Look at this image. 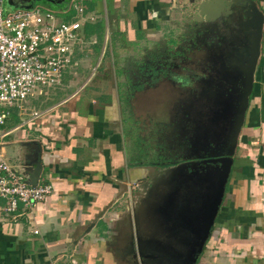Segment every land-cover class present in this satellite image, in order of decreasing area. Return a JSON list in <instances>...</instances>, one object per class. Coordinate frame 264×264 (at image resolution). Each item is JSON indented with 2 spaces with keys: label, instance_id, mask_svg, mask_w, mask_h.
<instances>
[{
  "label": "crops",
  "instance_id": "obj_1",
  "mask_svg": "<svg viewBox=\"0 0 264 264\" xmlns=\"http://www.w3.org/2000/svg\"><path fill=\"white\" fill-rule=\"evenodd\" d=\"M201 1H84L96 22L83 27L82 37L85 31L95 40L81 38L59 85L21 101L20 110L27 102L39 116L25 123L17 110L12 127L4 128L10 132L6 158L29 181L41 164L38 184L49 183L53 191L20 216L0 212V264H264V28L233 167L200 250L206 223L199 196L206 202L207 191L200 179H209V171L168 174L160 164L140 160L133 146L130 152L123 116L135 107L124 99L132 97L139 111L146 89L180 82L152 62L164 44L177 51L188 46ZM255 1L264 12V0ZM240 11L233 6L232 14ZM107 61L110 73H101ZM182 177L201 184L194 192L195 186L172 187ZM162 179H171L165 189L174 194L161 191Z\"/></svg>",
  "mask_w": 264,
  "mask_h": 264
},
{
  "label": "rangeland",
  "instance_id": "obj_2",
  "mask_svg": "<svg viewBox=\"0 0 264 264\" xmlns=\"http://www.w3.org/2000/svg\"><path fill=\"white\" fill-rule=\"evenodd\" d=\"M67 1L68 0H7V2L9 3L8 10H12L14 8L33 7V6H46V5L59 6V5H64ZM84 1L85 0H72L71 5L67 10H64V11L58 10V9H52V10L64 20H65L64 14L70 15V16L75 17V19L81 20L84 26H86L91 22L89 13H87L86 15H81L74 8L75 3L83 5ZM237 7H240V6H236V8ZM198 8H199V5H198ZM240 9L242 10V12L241 11L236 12V14H230L229 16H227L229 18H232L231 22H227L224 19L218 22H214V23L201 22V21H205V19L201 18L199 14L196 13V15L198 14L197 18L200 20L199 22L197 21L198 22L197 26L211 27L215 31V32H212L211 34L213 33L216 34V38H217L216 41L212 40V42L205 43L201 39L200 41L198 40L199 41L198 42L196 38H193V41L190 40L191 41L189 42L190 44L188 43V45L192 47H188V46L183 47L182 45H179L178 51L175 49L176 47L173 43L164 44L163 48H161V51L156 52V59L155 61L152 62V64L154 66L157 65L158 67L165 66L163 69L164 70L166 69L168 72L176 71L178 74L179 80L181 82L187 77L186 75L187 67L183 65H179L177 70L175 69L172 70L173 67H170L173 62H175L176 60H179L178 57H182L183 55L185 56L186 54L193 55V59H195L193 68L198 70L199 73H202V70H206L204 69V67H206L207 62L211 61V59H214V60L219 59L221 56H226L225 53H228L230 56H235L236 54L240 53L239 49H241V51H244L243 46H245L248 43V38H247L248 33L245 32L242 27V23L244 20V14H243L244 8L240 7ZM96 17L98 19L100 18V16L98 15H96ZM95 20L92 22L95 23L96 22ZM197 22H195V24L193 22L192 25H196ZM225 25H228V26L225 28ZM197 26H194V27H197ZM87 28H89V25ZM197 28H200V27H197ZM93 31L92 33L94 34ZM96 34L95 35L98 36V33ZM196 34H197V31L195 30V35ZM93 37L94 35L90 36L87 33L85 35V31H84V37H82V41L85 42V40H91L93 39ZM169 37L172 38L173 36L169 35ZM173 38H176V37L174 36ZM180 42L182 43V41ZM183 42L186 44V40ZM150 55H151V52L147 51L144 57V63L148 61ZM108 61L107 63L109 64H106V66L104 67V70L101 73H104V72L110 73V62ZM183 61L187 65V62L191 60L184 59ZM103 62L104 60L102 61V63ZM230 64H231V61L229 59H223L222 65L221 66L216 65L215 68L222 70L224 68H229ZM93 73H95V71ZM212 79L213 80L215 79L217 81L229 80V78L224 76V74L219 75V76L216 75ZM140 82L141 81H139V83ZM180 82H179V86L176 85L173 88H169L170 86H164L165 88H163V90L160 89L157 92L149 88L146 89L147 91L143 95L144 104H143V107L139 109V111H138V108H136L138 106L134 104L132 97H127L124 99L125 105L131 106L132 105L131 103H133L135 107V108L130 109L131 113L129 111L124 112V116H123L125 129L128 135L129 134L131 135L130 152L131 153L133 152V149H132V146H133L135 151L137 152L136 156L142 161L147 160V161H152V162H163L166 159L168 160L176 159L177 160L179 158L180 159L178 161H182L184 159L182 157L186 158V157H193L195 155L199 156L198 154H200V152H204V149L199 150L201 147L199 148L198 144H196L197 145V148H196L195 144L188 143L189 138L182 139V136H180V132H178V129L182 125V123L179 122V123L173 124L172 122H170L173 118L172 107H173V103L175 102V97H179V99H181V98H184L187 94V91H185V86L180 84ZM140 85H143V84H140ZM152 86H154V84ZM222 89L224 90L223 92L225 93L226 95L225 97L228 100L229 94L225 92L228 89V85L223 84ZM37 92L38 90H35L33 95H35ZM214 95L215 94L213 93V91L212 93L209 92V96L215 98L217 95L215 96ZM31 97L32 96H29L28 99H30ZM219 97L220 96H218L217 98ZM202 98H203L202 96H199V98L195 99L194 109H191L192 113L190 114V120H189V123L191 124V128H192L191 131L195 136L196 133H201V132L204 133V129L207 126L210 129V134H209V136H211L210 138L219 140V136H218L219 128H216V125L214 124L216 121L215 118H217L218 115L216 117V113L214 110H211V111L206 110V107L202 109L201 107ZM28 99L26 101H28ZM220 102L213 100L210 104L211 108L215 107L216 109L219 107L221 111L224 108L226 109V111L232 109V106L229 104L230 102H226L227 106L225 102H221V103ZM20 103L21 102H16L14 106L10 109L12 113L7 122V126H6L7 128L12 127L13 123L11 119L17 110H19L20 112H23V114L21 115L23 117L22 118L23 120H25L26 118L29 119L32 116L33 110L28 111L29 109H27L25 105L27 102L23 103L24 104L23 110H20L18 108L21 105ZM221 104H225V105L222 106ZM221 115H222V112H221ZM220 119H221V116H220ZM133 139L135 140V142L132 143V141H134ZM5 142H7V139ZM11 147L12 146H9L8 149L10 150ZM133 156L134 155L132 154V157ZM188 159L193 160L195 158H192V159L188 158ZM184 163L182 164L181 163L179 164L163 163L162 168L167 170L165 172H167L168 174H169L168 171L173 172L176 168H177L176 171H179L178 166L180 164H181L180 169H183V170L190 169L188 167L189 166L188 163L190 162L187 161V163L186 162ZM211 168L213 167L211 166ZM168 174L166 175L168 176ZM162 180L163 181L161 182L162 184L161 191L162 192L164 191V194H166L169 191V189L166 190L165 188H168V187L170 188L171 179H166V180L162 179ZM191 180L192 178H183V177L182 179L175 178L176 182L172 184V187L182 186V189H183L185 185L190 186V187L195 186L194 188L192 187L193 192H194V189L198 187L201 183H199V181L192 182ZM200 180L201 182L205 184L208 181V179L206 178H201ZM170 191H172L174 194L173 189ZM172 192L170 194L171 197L173 195Z\"/></svg>",
  "mask_w": 264,
  "mask_h": 264
},
{
  "label": "built area",
  "instance_id": "obj_3",
  "mask_svg": "<svg viewBox=\"0 0 264 264\" xmlns=\"http://www.w3.org/2000/svg\"><path fill=\"white\" fill-rule=\"evenodd\" d=\"M0 0V212L17 217L45 201L53 191L49 183L33 185L6 158L3 147L10 134L3 125L16 102L35 90L59 85L70 67L84 24L79 19L64 20L46 6L8 10ZM75 10L86 15L85 5ZM95 18L90 16V21ZM40 113L35 111L25 123ZM24 212V213H23Z\"/></svg>",
  "mask_w": 264,
  "mask_h": 264
},
{
  "label": "water",
  "instance_id": "obj_4",
  "mask_svg": "<svg viewBox=\"0 0 264 264\" xmlns=\"http://www.w3.org/2000/svg\"><path fill=\"white\" fill-rule=\"evenodd\" d=\"M12 2V1H11ZM244 8L243 30L248 33V43L243 46L239 54L230 56L225 53L231 61L229 68H224L231 77V98L233 100L230 123L221 131L215 150L202 156V162L216 164L209 170L210 177L206 182L205 206L206 232L199 244V250L207 238L214 223L219 207L222 203L225 188L234 163L239 136L245 124L246 113L253 91L255 71L261 54V41L264 28V12L255 0H202L199 3L198 14L207 21H213L220 17H227L233 13V6ZM229 19V18H228ZM229 111V110H228ZM227 111V112H228ZM181 164L178 166L180 168ZM42 165L38 164L36 170L30 176V183L38 184ZM177 168L175 169V171ZM183 170V169H181ZM186 169H184L185 171ZM205 188V187H204Z\"/></svg>",
  "mask_w": 264,
  "mask_h": 264
},
{
  "label": "flooded vegetation",
  "instance_id": "obj_5",
  "mask_svg": "<svg viewBox=\"0 0 264 264\" xmlns=\"http://www.w3.org/2000/svg\"><path fill=\"white\" fill-rule=\"evenodd\" d=\"M13 2V1H12ZM226 23V22H225ZM228 25H225V28ZM200 28H197V34L195 35V32L193 33V38H196V40L200 41V39L202 41L206 42H212L216 41V34L212 32H215L211 27H207V26H199ZM213 30V31H212ZM193 38L191 41H193ZM189 41V42H191ZM198 41V42H199ZM188 42V43H189ZM190 44V43H189ZM210 46V45H208ZM188 47H192L190 45H188ZM179 60H177L178 62H173L172 65L170 67H173V69L177 70L179 65H183L186 66V75L187 77L180 82V84H182L183 86H185V91H187V94L184 98L179 99V97H175V102L173 103V107H172V111H173V118L170 122L174 123H182V125L179 127L178 132H180V136H182V139H187L188 143H193V144H198L199 145V150L204 149V152H200V154H198L199 156H193V157H182L184 158L182 161H178L179 159H166L163 162H156L158 164H160L161 167L163 163H184L186 161H189V168L190 169H194L195 171L198 172H205L208 171L211 166H213V164L211 163H204L202 162V158H200V156L215 150L216 144L218 142V140L216 139H211L209 136L210 134V129L206 126L204 129V133H196L195 136L191 131V124L189 123L190 120V114L192 113L191 109H194L195 106V99L199 98V96H202V101H201V107L202 109L206 107V110H214L216 113V117L218 115L217 118H215V125L216 128H219L218 130V136L220 137L221 135V131L230 123V118H231V109L227 112L226 109L224 108L222 111L218 108L215 109L211 108L210 104L213 100H216L218 102H225L226 106L227 103L226 102H230L229 104L232 106L231 102L233 103V100L231 98V79H233L234 77H231L230 73L226 72V77L229 78V80L227 81H217V80H213L212 78H214V76L216 75H223L225 69H218L215 68V66H221L222 65V60L223 59H228L226 56H221L219 59H211V61L207 62L206 67H204V69L206 70H202V73H199L198 70H196L195 68H193V64L195 62V59H193V55H189L186 54L185 56L183 55L182 57H178ZM184 59H190L191 61L186 63L183 61ZM212 70V71H211ZM175 75L178 76L177 72H174ZM225 76V75H224ZM216 81V83H215ZM224 85H228V89L227 92L229 94V98L228 100L226 99V95L223 92L224 90L222 89V86ZM177 85L179 86V82H177ZM184 90V89H183ZM213 93L215 95H217L215 98L209 96V92ZM175 92V90H174ZM214 95V96H215ZM218 96H220L219 98H217ZM220 102V103H221ZM191 104V105H190ZM225 104H221L222 106H224ZM211 108V109H210ZM222 112V115H221ZM221 116V119H220ZM189 117V118H188ZM188 118V119H187ZM193 134V135H192ZM197 148V145H196ZM206 151V152H205ZM188 158H195L193 160H189ZM210 164V165H209ZM179 171H181V169H178Z\"/></svg>",
  "mask_w": 264,
  "mask_h": 264
},
{
  "label": "trees",
  "instance_id": "obj_6",
  "mask_svg": "<svg viewBox=\"0 0 264 264\" xmlns=\"http://www.w3.org/2000/svg\"><path fill=\"white\" fill-rule=\"evenodd\" d=\"M6 2H7V0H6ZM8 3V2H7ZM69 3H70V0H68L64 5H59V6H53V5H46V7H48V8H50V9H59V8H61V7H63V6H68L69 5ZM74 18H72V20H73ZM164 71V72H163ZM161 72H162V74H163V76H165V75H170V76H173V77H175L176 75H175V73L173 72V71H170V72H168L166 69L164 70L163 68H161ZM172 74V75H171ZM176 77H178V76H176ZM11 111V110H10ZM10 113H12V112H10ZM10 116H11V114H10ZM8 120H9V118L6 120V124H4L3 125V128H5L6 126H7V122H8Z\"/></svg>",
  "mask_w": 264,
  "mask_h": 264
}]
</instances>
